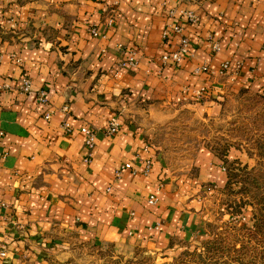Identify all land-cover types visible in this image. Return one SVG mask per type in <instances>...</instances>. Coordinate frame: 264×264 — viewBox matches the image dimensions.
I'll use <instances>...</instances> for the list:
<instances>
[{"label":"crops","instance_id":"obj_1","mask_svg":"<svg viewBox=\"0 0 264 264\" xmlns=\"http://www.w3.org/2000/svg\"><path fill=\"white\" fill-rule=\"evenodd\" d=\"M181 36L188 53L163 63ZM118 44L136 66L118 67ZM245 90L264 93V0H0V264H52L102 244L162 256L198 244L213 193L225 191L223 161L202 148L196 173L170 170L152 134L184 114L217 115ZM82 126L94 130L91 150Z\"/></svg>","mask_w":264,"mask_h":264},{"label":"rangeland","instance_id":"obj_2","mask_svg":"<svg viewBox=\"0 0 264 264\" xmlns=\"http://www.w3.org/2000/svg\"><path fill=\"white\" fill-rule=\"evenodd\" d=\"M152 143L159 148L160 156L169 169L178 173L186 169L191 174L196 173L198 165L195 161L202 148H209L218 157L220 154L227 157L228 161L222 160V163L226 168L227 183L229 172L232 180L228 186L226 184L223 195L213 193L207 233L221 230L224 226H251L264 216L263 92L240 91L227 98L219 114L210 118L184 114L158 124L152 134ZM208 237L202 235L194 246H199ZM256 241L249 239L244 242L250 247L241 255L245 264H253L250 260L259 259L261 255L264 257L261 253L264 240L262 243ZM240 245L238 243L237 247ZM178 255L162 256L130 244H102L79 247L70 255L54 259L52 264H165ZM188 262L193 264L191 259Z\"/></svg>","mask_w":264,"mask_h":264},{"label":"trees","instance_id":"obj_3","mask_svg":"<svg viewBox=\"0 0 264 264\" xmlns=\"http://www.w3.org/2000/svg\"><path fill=\"white\" fill-rule=\"evenodd\" d=\"M219 157L224 162L228 161L225 155L220 154ZM228 176L227 186L232 180L230 172ZM205 234L209 237L202 240L199 246H189V249L180 252L177 257L172 258L170 263L165 264H189L190 259L193 264H245L241 255L247 253L246 250L250 247L244 242L256 239L262 243L264 240V216L258 218L251 226L246 224L241 228L224 226L221 230H216L213 233L206 231ZM243 237H249V239ZM238 243L241 244L239 247H237ZM261 253H264V250ZM258 261L260 264H264V257L261 255L259 259L250 260L253 264Z\"/></svg>","mask_w":264,"mask_h":264},{"label":"built area","instance_id":"obj_4","mask_svg":"<svg viewBox=\"0 0 264 264\" xmlns=\"http://www.w3.org/2000/svg\"><path fill=\"white\" fill-rule=\"evenodd\" d=\"M185 15L188 17V19L192 22H196L197 21V18L194 16V14L190 11L186 12ZM113 22V18L110 17L109 20H108V24H111ZM174 30L178 33H181V26H175L174 27ZM89 32L91 34L92 37H98L100 36L99 34V31L98 29L92 25L90 28H89ZM188 44H189V41L186 37L184 36H181L180 38V41H179V46L177 49L167 53V54H163L161 56V61L163 63H166L168 61H172V62H175V63H178L182 56L186 53H188ZM215 49L218 48V45L215 43L214 46H213ZM118 49L119 51L122 53V56L120 58V60L118 61V67L119 68H131V67H134L136 66L137 64V58L135 56V51L132 50V49H129V48H126L125 46L121 45V44H118ZM222 67L224 69H226L228 67V64L227 62H224L222 64ZM200 69H205V66H199L195 69V71H199ZM19 90L21 92H24V93H29L31 91V85H30V80L26 77L22 78L21 79V82L19 84ZM37 99L40 103L44 104V105H47V96H46V93L44 92L43 89L39 90L37 92ZM44 117L46 119L49 118V113L48 112H45L44 114ZM62 127L66 130V131H69L70 130V124L68 122H64L62 124ZM118 127H119V124H118V121H117V118L116 117H111L109 119V122H108V125L106 126L105 128V133L107 135H114L117 130H118ZM81 132L84 133L85 135V139H84V144L85 146L91 150L93 145H94V136H95V133H94V130L88 126H82L80 128ZM4 136V131L2 130V128H0V139H2V137ZM0 156H3V154L0 153ZM125 167H130L129 164H125ZM118 172V171H117ZM156 201V198L155 197H150L149 198V202L150 203H153ZM6 253H7V250H6V247L2 244H0V257H5L6 256Z\"/></svg>","mask_w":264,"mask_h":264}]
</instances>
